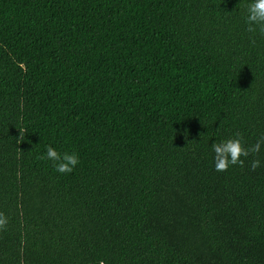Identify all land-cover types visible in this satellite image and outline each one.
I'll use <instances>...</instances> for the list:
<instances>
[{
  "label": "trees",
  "instance_id": "obj_1",
  "mask_svg": "<svg viewBox=\"0 0 264 264\" xmlns=\"http://www.w3.org/2000/svg\"><path fill=\"white\" fill-rule=\"evenodd\" d=\"M246 2L0 0V264H264V146L209 148L264 136Z\"/></svg>",
  "mask_w": 264,
  "mask_h": 264
},
{
  "label": "clouds",
  "instance_id": "obj_2",
  "mask_svg": "<svg viewBox=\"0 0 264 264\" xmlns=\"http://www.w3.org/2000/svg\"><path fill=\"white\" fill-rule=\"evenodd\" d=\"M243 13L246 30L249 33L264 34V0H247L243 7ZM17 130L18 140H24L26 130ZM175 131L182 137L184 136V128L178 127ZM262 146H264V136H261L254 144L249 146L244 145L239 133L233 137L213 139L209 144V148L212 153L214 170L224 172L233 165L243 166L244 159L242 158L259 153ZM39 158L50 162L57 174H69L79 164V156L74 151L58 152L50 145L45 146V151L40 154ZM260 166V159L250 161L249 167L251 170H255ZM8 223L9 218L3 212H0V230L6 228Z\"/></svg>",
  "mask_w": 264,
  "mask_h": 264
}]
</instances>
